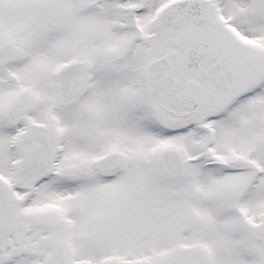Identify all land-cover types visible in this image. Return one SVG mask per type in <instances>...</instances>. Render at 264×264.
Returning <instances> with one entry per match:
<instances>
[{"label":"snow or ice","instance_id":"1","mask_svg":"<svg viewBox=\"0 0 264 264\" xmlns=\"http://www.w3.org/2000/svg\"><path fill=\"white\" fill-rule=\"evenodd\" d=\"M0 264H264V0H0Z\"/></svg>","mask_w":264,"mask_h":264}]
</instances>
